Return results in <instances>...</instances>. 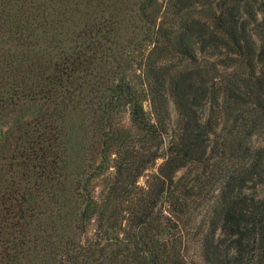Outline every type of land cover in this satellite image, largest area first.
Masks as SVG:
<instances>
[{"label":"trees","instance_id":"obj_1","mask_svg":"<svg viewBox=\"0 0 264 264\" xmlns=\"http://www.w3.org/2000/svg\"><path fill=\"white\" fill-rule=\"evenodd\" d=\"M0 264H264V0H0Z\"/></svg>","mask_w":264,"mask_h":264},{"label":"rangeland","instance_id":"obj_2","mask_svg":"<svg viewBox=\"0 0 264 264\" xmlns=\"http://www.w3.org/2000/svg\"><path fill=\"white\" fill-rule=\"evenodd\" d=\"M144 106H145L146 110L149 109V104L147 102H145ZM169 109H170V113H171V119H172V121H174L177 118V112H176V109H175L173 103H170ZM124 123L126 125L128 124L127 116L124 117ZM76 133H78V131H76ZM74 137H75V140L72 142L74 150L72 151V158H71L70 162H71L72 170L73 171H77V170L79 171L81 169L82 164H83V150H82V145L79 143V140H78L76 134L74 135ZM167 139L168 138L166 137L165 141H167ZM259 143H261L260 138L257 139L256 145H258ZM109 170H111V169H109ZM180 173L181 172H179L178 174H180ZM145 179H146V176H143V177H141L139 179V182L141 184H143ZM98 183L99 184H97V186L95 184L96 192H99L100 190L103 189V182L98 180ZM70 215L71 216L69 217V219H72L73 215H74V211L73 210L71 211ZM90 231L91 232L93 231V225H91ZM198 250H199V248H198L197 240H196V242H195V240H193V243H192V245L190 247V250H189V255H191L193 259L199 258Z\"/></svg>","mask_w":264,"mask_h":264}]
</instances>
